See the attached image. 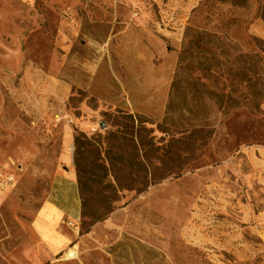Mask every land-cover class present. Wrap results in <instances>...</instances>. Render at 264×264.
Listing matches in <instances>:
<instances>
[{"label":"rangeland","instance_id":"1","mask_svg":"<svg viewBox=\"0 0 264 264\" xmlns=\"http://www.w3.org/2000/svg\"><path fill=\"white\" fill-rule=\"evenodd\" d=\"M0 193V264H264V0H0Z\"/></svg>","mask_w":264,"mask_h":264},{"label":"crops","instance_id":"2","mask_svg":"<svg viewBox=\"0 0 264 264\" xmlns=\"http://www.w3.org/2000/svg\"><path fill=\"white\" fill-rule=\"evenodd\" d=\"M72 140L71 133L63 132L60 142L59 162L62 165L63 172H56L52 189L53 199L48 201L44 208L55 212L60 217H67L74 220L78 215L79 203L77 199V184L74 175L70 169L66 170L68 165L67 146ZM2 194L0 193V201ZM75 240L74 233L65 235L60 231V250L65 244L72 243Z\"/></svg>","mask_w":264,"mask_h":264},{"label":"built area","instance_id":"3","mask_svg":"<svg viewBox=\"0 0 264 264\" xmlns=\"http://www.w3.org/2000/svg\"><path fill=\"white\" fill-rule=\"evenodd\" d=\"M12 179V177L10 176V177H7L6 178V181H9V180H11Z\"/></svg>","mask_w":264,"mask_h":264}]
</instances>
